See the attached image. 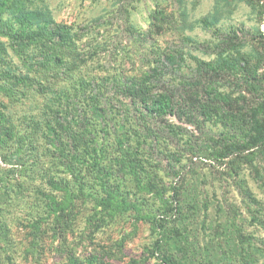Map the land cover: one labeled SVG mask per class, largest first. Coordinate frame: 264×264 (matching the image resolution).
I'll return each mask as SVG.
<instances>
[{"label": "rangeland", "instance_id": "1", "mask_svg": "<svg viewBox=\"0 0 264 264\" xmlns=\"http://www.w3.org/2000/svg\"><path fill=\"white\" fill-rule=\"evenodd\" d=\"M0 264H264V0H0Z\"/></svg>", "mask_w": 264, "mask_h": 264}, {"label": "trees", "instance_id": "2", "mask_svg": "<svg viewBox=\"0 0 264 264\" xmlns=\"http://www.w3.org/2000/svg\"><path fill=\"white\" fill-rule=\"evenodd\" d=\"M153 26L156 27L157 25L153 23ZM132 90V88H131ZM130 91V90H129ZM141 108L146 111L156 112V113H166L167 111H172L173 103H172V96L165 92H155V93H146L144 95H141ZM250 145H247L245 149H249L248 147ZM223 150L222 153L218 152L220 156H228L230 155L229 152H225L227 149H224V146L221 148ZM221 151V150H220ZM233 153V152H232ZM231 162L234 163L233 159H231ZM238 166H234L235 172L239 170L237 168ZM231 224L235 228V231L237 235L241 236L240 230L236 223L234 222V219L231 217Z\"/></svg>", "mask_w": 264, "mask_h": 264}]
</instances>
